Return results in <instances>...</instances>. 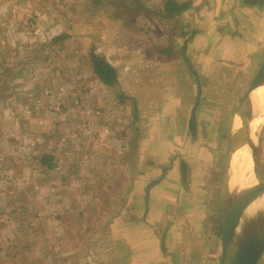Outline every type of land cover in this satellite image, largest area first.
<instances>
[{"label":"rangeland","instance_id":"obj_1","mask_svg":"<svg viewBox=\"0 0 264 264\" xmlns=\"http://www.w3.org/2000/svg\"><path fill=\"white\" fill-rule=\"evenodd\" d=\"M18 1L21 2L20 6ZM208 1V9H202L201 12L213 16L217 14V18L212 17L211 21H203L198 25L190 24V18L179 16L161 19L155 16V13H132L127 18L123 12L122 16H118L123 8H117V4L110 0H101L98 5H93L92 0H17L16 8H20L17 12L22 10L17 16L14 0H2L0 213L5 212V215L9 216L5 220L8 225L19 229V235L13 236L20 241L17 245L14 244L16 248L5 250L2 248V238L5 234L0 233V264L2 258H10L7 260L9 264H27L28 261L34 260L35 264H44L43 262L52 258L61 260L63 257L66 249L58 245L57 253L49 248V243L45 241L48 239L46 236L42 237L41 228L37 233L34 231L36 234L30 235L32 230L28 227L31 226L32 220L29 216L35 211L55 212L57 216L69 204L62 200L69 188L64 178L66 174L61 169L37 170L39 159L30 149V144L34 142L36 135L41 136L42 133H52L50 135L55 136L54 139L58 138L59 134L70 135L71 132L77 135V138L85 131H89L90 136H95L98 132L95 126L96 110L100 111L99 116L106 121V128L108 124L112 125V131L116 135L113 143L119 145V152L115 155L113 164L117 170L109 171L110 168L99 162L100 154L94 149L91 141L84 143L82 150L55 155V162L60 164L65 165L67 162L72 166L77 165V168L81 165L77 173L79 179L88 178L87 186L71 183L74 195V200L70 202L71 209L87 212L81 216L78 224V219L70 218L69 227L73 234L77 233L79 225L88 228L87 233L81 236L79 249L74 250L75 255L72 251L73 259H78L77 264H87V257L90 258V264H93L91 259L96 258H101L103 264L106 263L104 260L110 255L111 248L108 227L112 222L120 220V225L123 226H127L129 221L131 224L135 222L136 225L144 223L147 233L144 239L148 243L149 253L145 255L143 264H218L220 238L217 193L224 150L234 110L264 58V41L261 50L256 54L252 49L254 40L250 41L251 37L261 35L260 24L264 27V15L256 17L255 13H252L250 19L258 24L255 27L239 25L237 31L242 30L244 35H240V32L231 35L232 24L219 26V17L228 15L230 4L234 7L254 1ZM161 2L162 0H143V6L153 9ZM256 2L261 3L260 0ZM124 17L125 22L121 20ZM61 33L68 34V37L51 42L53 37ZM192 36H198L202 42L211 38L213 47L219 43L215 42V39L228 42L232 39L231 44L252 50L248 51V56L244 52H241L239 57L233 54L223 60H218L216 56L215 59L207 61L209 67H203L200 57L205 51L199 49L200 41H197L194 46L198 57H192L195 63L190 68L198 71V74H184L182 71L176 73L174 69L177 68L174 66L177 62L178 65L184 66L189 62L184 56V51L186 48L190 50L191 47L185 42ZM178 39L181 40L177 42ZM180 43L186 45V48H178L175 51V45ZM90 49L104 56L116 68L118 82L115 86L103 87L91 73L87 61ZM165 49H168V54L163 57L167 58L172 73L168 68V72L163 74H170L174 78L176 96L182 95L185 79H189L193 84V89L188 90L190 95L184 101L185 105H189L188 110L181 107L182 96L174 97L179 107L176 114L179 112L182 115L183 110L182 117L185 121L179 124L178 136L170 139L173 152H169V157L166 158L163 155L155 183L159 187L158 192H154L150 197L148 194L147 211L143 216L135 219V216L122 218V211L133 210L140 213L144 209L143 206L140 207L142 200L141 203H134L127 199L132 190L126 189L128 187L125 185L133 172L126 168L125 161L138 155L132 154V150L136 151L135 145L137 147L142 141L138 135L143 132L140 129L139 133L135 131L131 119L136 115L134 125L143 128L142 120H138V117H142V111L143 116H146V112L152 109H157V115L158 109L161 112L165 110L159 96L162 84L157 81L161 79V74L157 72L154 76L144 79V75L150 73L144 63L158 65L159 53ZM175 54L176 56L172 57ZM130 65L135 68L125 71ZM143 84L147 87L142 88ZM153 86L155 89L152 91ZM121 95L125 97L123 100L119 98ZM193 105L196 122L194 131L189 128L188 122L189 109L191 110ZM87 110L89 112H86ZM163 115L166 117L165 113ZM162 120L163 118L155 120V125L162 124ZM255 134L257 150L254 171L259 181L264 178V116ZM67 139L65 149H75L73 144L76 141L72 135ZM44 140L46 139L40 142V150L46 146ZM108 145L111 146L110 143ZM124 147L125 149H121ZM150 149L152 152L144 154L145 159L149 162L155 160V165L159 164L160 161L156 160L159 153L154 146ZM78 161H82L81 164H78ZM181 161L186 163V171L182 169ZM92 164L94 171L88 172L86 168ZM65 172L68 173L67 170ZM100 178L108 180L105 184L107 187H102ZM112 181L118 185L109 186ZM35 183L39 195L34 194V186L30 187ZM48 184H52L53 191H57L55 200L46 201L49 196L46 186ZM126 190L128 192H125ZM123 191L125 195L122 194ZM41 221L39 219L38 223ZM46 225L49 226L47 223ZM40 227L43 228V225ZM24 230L26 235L22 233ZM122 231L124 229L120 230ZM93 238L95 242L90 241ZM34 240L37 243H34ZM138 240H142L141 237ZM21 242L25 244L22 245ZM22 246L25 247L22 249ZM135 249L137 251L140 248L137 246ZM138 256L139 252H136L135 264H138ZM256 264H264V252Z\"/></svg>","mask_w":264,"mask_h":264},{"label":"crops","instance_id":"obj_2","mask_svg":"<svg viewBox=\"0 0 264 264\" xmlns=\"http://www.w3.org/2000/svg\"><path fill=\"white\" fill-rule=\"evenodd\" d=\"M179 2H185V1H190V5L188 7V9L184 12H182L180 15L176 16V18H179V16L183 17V18H190V24H202L203 21H211L214 18H217V14H215L214 16L208 13H203L201 12L202 9H208V5H209V1L208 0H176ZM261 3H257V2H245L244 4L240 5V6H234L232 7V5L230 4L228 6V10L227 13L228 15L225 16H221L219 17L217 23L220 22L219 26L221 25V27L226 26V25H230L232 24V29H231V35H236V33L238 34L240 32V35H244V32L241 31H237V27L241 26H245V27H255L258 23L255 22L254 20L250 19L252 13H255L256 17H259L260 14L264 15V0H260ZM14 7H15V13L16 15H20L22 13V10L17 12V9L20 8H16L17 7V0H14ZM0 4H2V0H0ZM21 5V2L18 1V6ZM207 6V7H206ZM223 10V9H222ZM238 17V18H237ZM255 17V18H256ZM201 18V20H200ZM216 23V24H217ZM262 25L260 24V31L261 35L257 37H251L250 41L254 40V44H252L253 46V50L254 53L256 54V52H259L261 50L260 47H262V42L264 41V31H263ZM211 34V33H209ZM249 35V34H248ZM247 35V36H248ZM206 38V37H205ZM181 39H178L177 42H179ZM235 40H237V38H235ZM246 41H249L248 38H245ZM197 41H200L199 44V49H203L205 52L204 54L200 57V64H202L203 67H209L210 64L207 62L209 60L215 59V57H218V60H223L225 58H227L230 55H233L235 57H239L240 54H242L244 52V54L246 56H248V51L252 50V49H245L244 47L241 48V45H233L231 44L233 41L232 39H230V41L228 42V40H221V39H215V42H218V45H216V47H213L211 45V38L202 42L201 39L198 36H192V38H189L186 40L185 44H189L191 49L189 50L188 48H186V45H184L183 43H180L179 45H175V51L176 49H180V48H186L184 51V56L186 58H188L187 64L178 65L177 64L174 66L177 69H174L176 73H178V71H182L184 74L186 73H191V75L197 73L198 71L191 69L190 67H192V65L194 66L195 60L192 59V57H198V53L195 54V49L196 47L194 46L195 43ZM260 42V43H259ZM253 43V42H252ZM255 45V46H254ZM183 46V47H182ZM185 46V47H184ZM258 47V48H257ZM243 49V51H242ZM189 50V51H188ZM256 50V51H255ZM259 50V51H257ZM242 52V53H241ZM170 53V52H169ZM166 52H160L159 53V58H158V65H153L151 62H146L144 63V67L148 68L147 71H149L150 73H147L144 75V79H146V77L148 76H154V73L157 74V72H159L160 78L159 80V84L161 81L162 84V88L159 90V96H160V100L161 102L164 103L165 105V110L163 112H161L160 109H158L159 111V115H157V109H152L146 112V116H143V111H142V117H138V120L143 122V128L140 126H135L134 125V118H137L136 115L131 119V125L134 126L135 131L136 132H143L141 135L139 133V137L142 139V141L140 142V144H138V146L136 148V151L132 150V154L136 153L138 154L136 157L134 158H130V160L125 161V164L127 165L126 168L130 171H132L133 173L131 174L130 180H128L129 182L125 185L128 188L126 189H130V195L129 198L127 197L128 201L131 200V202H140L141 200L143 201L142 205L140 204V207L143 206L144 209H142L140 211V213H136L135 211H131V210H125L122 211V218L125 217H134V219L136 217H140L143 216L146 211V202H145V198H148V194L149 197L150 195L154 194V192H158L159 187H157V185H155V183L157 182L158 178H157V174L160 171V165L162 162V158L163 155H165L166 157H169L168 154L169 152H173L171 149L172 144L170 143V139H174L175 137L178 136V131H179V124L183 121H185L183 119V110L181 111L182 115L176 114L177 110L179 109L178 107V103L176 102V99L174 97H181L182 96V104L181 107H183L184 109L188 110V106L189 105H185L184 101H186V98H188V96L190 95L188 90L193 89V84L191 81H189V79H185V81L183 82L182 85V90L183 93L182 95H177L174 93V91L176 90L174 88L175 82H174V78L172 77V75L170 74H166L164 76L163 73L168 72V68H169V72H171V68L168 66L167 63V58H164V56H166ZM171 54V53H170ZM175 55H173L172 57H175ZM167 57V56H166ZM204 61L205 64H204ZM135 66L130 65V67L124 69L126 70H130V69H134ZM153 74H152V73ZM120 74V71L119 73ZM196 75V74H195ZM173 80V82H172ZM101 83V82H100ZM101 85L104 87V85L101 83ZM145 84H143L142 88L147 87ZM152 84L149 85V87H151ZM197 86V91L199 89L198 87V82L196 83ZM155 89V87L153 86L151 88V90L153 91ZM157 91V90H156ZM155 91V92H156ZM129 97V96H128ZM152 98L154 99V95H152ZM129 99V98H128ZM185 99V100H183ZM124 103V102H123ZM194 107V105L192 106ZM134 110V109H133ZM192 110V109H191ZM191 110L189 109V112L191 113ZM103 111V110H101ZM135 111V110H134ZM185 111V110H184ZM86 112H89V110H87ZM99 110L95 111L96 117V121H95V126L98 128V132L96 134H94L95 136H90L89 135V131H85L83 133H80L79 138H77V135L73 134L72 132L70 133V135H72L73 140L76 141L75 144H73V147L75 149H65L64 144L65 142L68 140L67 138L70 137V135H63V134H59L58 138L54 139L55 136L50 135L52 133H49V135H45L44 133L41 134V136H35L34 137V142L32 141V143L30 144V149L32 150V152L35 154L36 153V157L38 159H41L40 157L42 155H47L49 157H51L52 162L54 163V167L52 169H61L66 175H65V179L68 182V190L66 192L65 195L62 196V200L68 202L69 204L65 206L64 209L61 210V213L59 215H55V212L51 213V212H45L44 210L41 211H35L32 215H30L29 217H31V226L28 227L29 230H32L31 234H36L37 231L39 230V228H41V233L42 237L44 238V236H46V238L48 240L47 241L49 244V248L55 250L57 252L56 249L59 248V246L61 245V247H63V249H66V252L63 253V257L61 258V260L59 258L55 259L52 258L50 260H48L47 262H43L44 264H77V260L78 259H73L74 255H75V251H77L79 249V245L81 244V236L83 234L87 233V227L83 226L81 227V225H79V228L77 229V233L73 234L69 225H70V218H76L77 220V224L78 222H80L81 216L83 214H85L87 211L85 210H75V209H71L70 206V202L74 200V195L72 194V188H71V183L75 182L77 185H86L87 186V182H88V178L84 179H79V176L77 175L78 173V169H81V165H79V167L77 168V165L72 166L71 164H68L66 162V164H60L59 162H55L56 160V156L55 155H59V154H70L71 151H75L77 149L82 150L84 148L83 144L86 143L87 141H91L93 142V147L94 149L98 150V154H100L99 159L101 162V164H103L105 167L107 166L109 171L112 170H117V167H115V164H113L114 162V157L117 154V152H119L118 148L119 145H117L115 142L113 143V140L116 138V135H114V132L112 131V125L108 124V127L106 128L105 125V120L102 118V116H99ZM163 113L166 114V117H164ZM178 115V116H176ZM162 121H160V123L158 125H155L156 123L154 122L155 120H159L162 119ZM188 122L190 125H193L195 127L196 122L195 119L193 120V123H190V117L188 118ZM108 123V122H107ZM141 131H140V130ZM43 139L44 142L46 143V146L40 150V142H42ZM57 140V141H53V140ZM117 142V141H116ZM111 144V146H109L108 144ZM124 146V145H123ZM134 146V145H133ZM155 147L157 152L159 153V157L156 158V160L160 161L159 164L155 165L156 161H151L149 162L147 159H145L144 154H149V152H152V150L150 149V147ZM130 147V145L128 146ZM126 147V148H128ZM133 148V147H131ZM134 148V149H135ZM121 149H125L121 148ZM202 151V150H200ZM160 154L162 155V157H160ZM172 154V153H171ZM170 154V155H171ZM55 156V157H54ZM108 156V157H107ZM98 159V160H99ZM111 159V160H109ZM102 161L106 162L103 163ZM82 161H78V164H81ZM130 162V163H129ZM153 162V163H152ZM183 162L181 161L180 164H182ZM184 165V171L187 170L186 168V163H183ZM98 166V164H97ZM37 170L40 168H42V170H49L47 169V167H45L43 164H41V162L38 160V164H36ZM87 171L89 172L94 171V165L92 164L90 167L86 168ZM65 170L68 171V173L65 172ZM101 172V171H100ZM103 173V172H102ZM40 174V173H39ZM101 181V185L103 188L107 187V181L108 180H104V179H99ZM93 181V180H92ZM36 182V181H35ZM109 186H114L115 184L118 185L117 182H110ZM35 188H34V187ZM48 192L47 195H49L48 197H46V201H50L52 199L55 200V196H57V191H53L52 184H48L46 185ZM31 188L33 187L34 190V194H38V192L36 191L37 185L32 184L30 186ZM128 190H126L125 192H128ZM124 191L122 192V194L125 193ZM148 192V193H147ZM111 194V193H110ZM73 195V196H72ZM113 195V194H111ZM117 195V194H116ZM125 195V194H124ZM125 197V196H124ZM134 207V206H133ZM142 208V207H141ZM57 214V213H56ZM118 214V215H117ZM116 214L117 219L119 218V213ZM126 214H129L128 216H126ZM8 215H5V212L0 213V233H4L5 237L2 238V248H4L5 250H11L16 248L17 243L20 241V239L16 238L13 235H19L18 231L19 229L17 227H12V225H8L9 223L5 220L6 218H8ZM115 217V218H116ZM42 220L40 222V224L38 223V220ZM135 221V220H134ZM120 220H116L115 222H112L110 224V226L108 227L109 229V233L108 236L110 237V244H111V248H110V255H108V257L104 260L106 263L104 264H135L134 261V256L136 254V252H139L138 259L137 262L138 264H143L145 255H148V251L149 248L148 247V243L147 241L144 239L147 236V233H145V226L143 225L144 223H142L141 225H136L135 222H133L132 224L129 222H127V226H123L120 225ZM124 222V221H123ZM49 224L48 225H46ZM29 224V223H28ZM35 224H37L35 226ZM43 225V228L40 227V225ZM52 225V226H51ZM3 227V228H2ZM5 229V230H4ZM122 232H120V230H123ZM147 230V229H146ZM36 233H35V232ZM94 232V231H93ZM23 234L26 235V230H24L22 232ZM71 233L73 235H71ZM89 233V232H88ZM90 233H92V230L90 231ZM24 238L25 236L22 235ZM141 237L142 240H138V238ZM52 239V240H50ZM31 240H33L31 238ZM91 242H95V239H91ZM31 243H33L31 241ZM34 243H37V241L34 240ZM16 244V245H14ZM20 244H25L23 242H21ZM59 245V246H58ZM139 247L140 249H138L136 251V247ZM25 246H22V249ZM73 251V254H72ZM8 253V252H7ZM6 253V254H7ZM58 253V252H57ZM67 253V254H66ZM13 256V255H12ZM262 257V255L260 256V258ZM259 258V259H260ZM10 258H2V264H9L7 263ZM258 259V260H259ZM81 260V259H80ZM86 262L87 264H90L88 262H90V258H86ZM35 261V260H34ZM34 261H28L29 263L27 264H35ZM82 261V260H81ZM91 263L93 264H103V259H99L97 260V258L94 260L91 259ZM257 263V262H256Z\"/></svg>","mask_w":264,"mask_h":264},{"label":"water","instance_id":"obj_3","mask_svg":"<svg viewBox=\"0 0 264 264\" xmlns=\"http://www.w3.org/2000/svg\"><path fill=\"white\" fill-rule=\"evenodd\" d=\"M258 87H264V58L236 106L231 120L217 193L220 238L218 264H256L264 252V199L252 205L250 203L243 204L232 210L233 201L241 199L242 196L239 193H229L225 204V191L227 189L229 192L232 187L230 186L233 178L230 170V160L233 153L242 145L240 139L241 127L245 118L254 110L253 93ZM194 110L195 105L190 113L191 124L194 120ZM256 150L257 144L254 141L250 149L249 175L255 182L262 184L264 178L258 181L254 171ZM147 200L145 198L146 203Z\"/></svg>","mask_w":264,"mask_h":264},{"label":"bare ground","instance_id":"obj_4","mask_svg":"<svg viewBox=\"0 0 264 264\" xmlns=\"http://www.w3.org/2000/svg\"><path fill=\"white\" fill-rule=\"evenodd\" d=\"M257 51H259V50H257ZM253 96L254 97H253L252 103L254 105V110L251 112V114H249L245 118V120L243 121L242 127H241L240 139H241L242 145L238 150H236L233 153L231 160H230V170H231V173L233 176L232 181H231L232 183L230 184V186H232V187L229 190V192L227 189L225 191V204L227 202V197H228L229 193H232V194L239 193V195L242 196L241 199L233 201L232 206H231L232 210L239 208L243 204L250 203L252 205V204L256 203L257 201L264 199V183L259 184V183L255 182L253 180V178L250 177L249 169H248L249 161H250L251 145L253 146L254 141L256 140L254 135H257V134H255V132L257 131V129L261 123L262 117L264 115V87H258L254 91ZM217 174H219V173H217ZM213 183H215V182H213ZM233 185H235V186H233ZM207 192H208V190H207ZM212 193H211V195H212ZM226 207H227V205H226Z\"/></svg>","mask_w":264,"mask_h":264},{"label":"trees","instance_id":"obj_5","mask_svg":"<svg viewBox=\"0 0 264 264\" xmlns=\"http://www.w3.org/2000/svg\"><path fill=\"white\" fill-rule=\"evenodd\" d=\"M93 5L101 4V0H92ZM106 1V0H103ZM108 1V0H107ZM110 2L117 4V8L121 7L123 10L119 13L118 16H122L125 12L127 15L135 14H147L152 15L155 13V16L160 17L161 19L166 18H174L180 15L182 12L186 11L190 5V1L179 2L176 0H162V2L158 5V7L150 9L148 6H143V0H110ZM129 4L130 6H126ZM133 8V9H132ZM135 8H137L135 10ZM135 10V11H134ZM134 11V12H133ZM120 19V18H119ZM122 21H126V17L121 19ZM68 37V34L61 33L56 35L51 39V42L60 41ZM168 49L163 50V52L168 53ZM87 61L90 68L91 73L105 86V87H113L118 82V75L116 68L102 55L96 53L94 49H90L87 55ZM120 100H123L124 96H119ZM40 162L47 169H52L55 165L52 162L51 157L47 155H42L40 157Z\"/></svg>","mask_w":264,"mask_h":264},{"label":"flooded vegetation","instance_id":"obj_6","mask_svg":"<svg viewBox=\"0 0 264 264\" xmlns=\"http://www.w3.org/2000/svg\"><path fill=\"white\" fill-rule=\"evenodd\" d=\"M251 1L256 2V1H258V0H251ZM189 128H190L192 131H194L193 129H195V127H194L193 125H190ZM181 167H182V169H184V165H183V163L181 164Z\"/></svg>","mask_w":264,"mask_h":264}]
</instances>
